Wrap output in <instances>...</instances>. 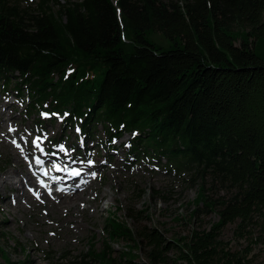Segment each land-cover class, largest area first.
Masks as SVG:
<instances>
[{
  "label": "trees",
  "instance_id": "obj_1",
  "mask_svg": "<svg viewBox=\"0 0 264 264\" xmlns=\"http://www.w3.org/2000/svg\"><path fill=\"white\" fill-rule=\"evenodd\" d=\"M12 83L38 124L60 115L83 142L100 125L107 153L129 133L119 143L127 159L161 157L189 172L200 179L193 213L217 215L209 231L166 240L109 212L103 233L125 243L121 254L91 243L57 261L254 264L217 238L238 221V230L259 228L264 249V0H0V90ZM206 178L227 196L208 194ZM0 256L11 264L1 244Z\"/></svg>",
  "mask_w": 264,
  "mask_h": 264
},
{
  "label": "rangeland",
  "instance_id": "obj_2",
  "mask_svg": "<svg viewBox=\"0 0 264 264\" xmlns=\"http://www.w3.org/2000/svg\"><path fill=\"white\" fill-rule=\"evenodd\" d=\"M18 1L26 4L35 0ZM12 86L13 83L9 90H0V140L9 133L10 145L16 149L22 160L15 161L12 152L5 149L0 141V175L10 168L23 170L25 160L31 161L33 159L31 155L39 151L31 144L37 136L41 138L40 147L46 151V148L55 150L56 141L62 137L64 140L60 143L65 146L63 152L67 154L66 161L80 157L84 159L86 166L93 167L89 174L82 178L92 179L90 185L92 191L87 194V200L80 205L86 214L83 217L81 212L74 213L83 229L76 230L66 239L62 237L66 233L59 225L60 221L48 210L47 203L41 198L37 199L34 195L36 200L34 204L18 209L13 206L15 201L18 204L22 202L23 194L31 193L28 191L31 184L22 186L24 188L22 190L18 188L20 186H15L18 183L15 177H12L14 183L12 188L2 186L0 182V244L4 246L11 264H21L23 260H28L29 264H69L65 260L57 261V256L66 253L76 255L86 250L91 243L95 244L97 249L109 245L114 254L117 252L121 254L125 246L123 241L108 244L105 240L104 218L109 212H114L132 228H140L143 225L154 227L166 240L180 237L189 239L194 232L209 231L212 223L217 220L215 212L200 210L196 214L193 213L195 208H202L193 203L200 179L193 183L189 172L181 171L178 174L174 170H169L168 161L161 157L154 160L127 159L125 149L119 143L129 138V133H125L114 143L116 150L107 153L101 142L103 130L100 125L94 128L93 140L83 142L77 140L74 128L63 126L60 115H56L53 121L44 120L43 124H38L36 120L41 119V114L34 111L26 117L25 105L28 97L25 93L22 97L15 94V88ZM9 127L16 131H9ZM21 136L25 137L27 143L20 139ZM13 139L24 148L23 153L13 145ZM76 144L83 151L80 150L78 153L74 151V154H71L73 150L69 151L68 148ZM46 155L60 158L59 154L49 155L47 152ZM205 184L209 189L208 194L214 197L227 196L222 189L214 186L210 188L209 178H206ZM102 192L106 194L105 198L97 200L98 194ZM4 196L7 197L6 201ZM135 211L141 216L137 220L128 217L129 213ZM237 224L238 221H235L222 229L217 238L219 247L229 253L244 254L254 264H263L264 249L255 243V237L260 233L259 228L253 227L249 233L248 230L236 229ZM52 254L55 258L49 261L48 256ZM169 255L175 257L174 250L170 251ZM220 255L221 252L218 257ZM138 260L145 261L142 250L138 251ZM2 261L4 259L0 256V262ZM212 264H220L219 259L213 260Z\"/></svg>",
  "mask_w": 264,
  "mask_h": 264
},
{
  "label": "bare ground",
  "instance_id": "obj_3",
  "mask_svg": "<svg viewBox=\"0 0 264 264\" xmlns=\"http://www.w3.org/2000/svg\"><path fill=\"white\" fill-rule=\"evenodd\" d=\"M9 137L10 134L6 133V135L0 140L1 144L5 149H8L10 152H12L15 161L20 160L21 162L22 158L20 159V156L17 154L16 149H14L12 145H10L11 143L9 141ZM40 160L44 162L43 164L38 165L40 169H44V172L47 173L46 176L50 181L54 182L51 178H56L58 181L55 183L64 186V188H62L63 191L53 190L51 192V195H49V192L45 191L46 188H42L35 183L34 175L36 171L34 169L32 171H29L26 165L23 166L22 171L17 170L16 168H10L5 173L0 175V182L2 183V186L5 185V187L7 186L9 188H12V185L14 184L12 177H15L16 179H18V183L15 186H20L18 188L22 190L27 183L34 185V192H39V197L43 202L47 203L48 210H50V212L56 217V219L60 221L59 225L66 233L62 237L66 239L68 235H73L76 230L80 231L83 229V225L76 220L74 213L81 212L82 216H85V210L84 208H81L80 205L87 200V194L92 191L90 188L92 179H82L85 178L86 174H89V172L84 169V164H82L79 159L69 160L63 163L57 161H55V163H52L51 158L45 159L41 157ZM57 168H59L60 170L57 171ZM76 171H79L80 175H75ZM88 181L90 183H87ZM34 195V193L32 194L29 192L28 194H23L22 202L18 204L17 201H15V205L13 206L18 209L22 206L34 204L36 202L33 197ZM105 196L106 194L104 192H102L101 194L99 193L97 196V200H103ZM6 199L7 197L4 196V201H6Z\"/></svg>",
  "mask_w": 264,
  "mask_h": 264
},
{
  "label": "snow or ice",
  "instance_id": "obj_4",
  "mask_svg": "<svg viewBox=\"0 0 264 264\" xmlns=\"http://www.w3.org/2000/svg\"><path fill=\"white\" fill-rule=\"evenodd\" d=\"M42 115L47 116L48 114H42ZM52 115H55V114H52ZM65 115H67V114H65ZM9 131H13V132H14V131H16V130L13 129V128H11V127H9ZM76 131L79 132L80 129L77 128ZM20 139H21V140H24L25 143H27V140L25 139V137L21 136ZM40 142H41V138H40L39 136H37L36 138H34V139L31 141V144H32L35 148L39 149V150L43 153V152H44V149L40 147ZM115 142H116L115 140L112 141V143H115ZM12 143H13V145H14L15 147H17V148L23 153L24 148L21 146V144L17 143V141H16L15 139L12 140ZM59 148H60L61 151H65V146H64L63 144H61V145L59 146ZM35 163H36L37 165H40V164H43L44 162H43L42 160H40L39 157H36V159H35ZM89 163H91V161H89ZM59 170H60V169L57 168V171H59ZM45 175H47V173H45ZM75 175H80L79 171H76V172H75ZM94 175H95V173H93V176H94ZM40 184H41L42 187H47V185H45V184L43 183V181H40ZM77 187H78V185H77ZM57 190H58V191H63V189H57ZM34 194L37 196V199L40 198L38 193H34ZM49 195H51V192H49Z\"/></svg>",
  "mask_w": 264,
  "mask_h": 264
}]
</instances>
